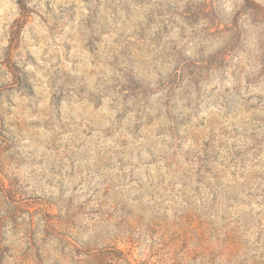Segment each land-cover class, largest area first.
I'll return each instance as SVG.
<instances>
[{"label":"clouds","instance_id":"1","mask_svg":"<svg viewBox=\"0 0 264 264\" xmlns=\"http://www.w3.org/2000/svg\"><path fill=\"white\" fill-rule=\"evenodd\" d=\"M22 3L31 19L12 37L8 20L24 13L0 0V174L14 192L62 200L58 231L81 254L61 255L43 221L14 223L0 190V264H32L37 249L128 264L120 241L144 264H264V212L247 227L221 219L201 167L209 141L225 162L247 150L240 172H264V0Z\"/></svg>","mask_w":264,"mask_h":264},{"label":"rangeland","instance_id":"2","mask_svg":"<svg viewBox=\"0 0 264 264\" xmlns=\"http://www.w3.org/2000/svg\"><path fill=\"white\" fill-rule=\"evenodd\" d=\"M15 2L21 6L25 18L21 20L20 17H13L8 20V30L12 34V37H15L19 30L29 23L32 15V10L27 9L26 6L23 8L18 0H15ZM188 11L191 12L192 18L195 19L196 12L191 8ZM8 12L11 14L12 10L9 9ZM4 19L3 5L0 4V24H3ZM215 27V24H213V30H215ZM222 55L226 59L227 53H223ZM221 66H223V61H220V64L217 65V67ZM9 70L12 71V68ZM251 135L255 137V131ZM53 147H55V143H53ZM204 147L206 151L201 161V167H203L205 172L212 173L213 179L216 181L214 187L217 191L213 196L214 208L218 209L222 214L221 219H227L230 215L231 220L229 223L237 227L251 225L253 219L252 213L259 216L264 212V203L256 199L260 195V191H264V189L256 192L253 191L254 185L259 188L257 181H264V172L254 170L255 166L247 174L239 171L240 168H246L249 164L248 157L245 155L247 150L238 149L232 156V159L225 162L220 159L218 152L214 150L209 151L212 149L209 141H205ZM217 166H219L218 170ZM238 172L239 180H237ZM0 190H7L8 192V200L13 205L9 218L13 219L14 223L17 215H27L30 222L35 223L37 226H41V221H43L42 230L49 240L56 239L58 236L60 237L62 245L60 248L61 255L64 254L63 250L67 245H72L76 248V244L69 234L63 233L61 235L58 231V225L68 222L62 216V200L47 196H25L19 191L14 192L13 181L6 174H0ZM36 214H40L39 220L35 219ZM185 218L188 223L195 227H199L202 223L192 213H187ZM226 239L228 242H232L231 234ZM117 250L121 255L127 254L128 264H138V262L139 264H144V262L149 260L147 255L142 257L132 243L120 241L117 244ZM7 251H9L7 248L0 249V259H3ZM76 254H81L79 248H76ZM30 258L32 259V264H62L59 257L53 256L47 249L44 252L37 249ZM151 260L154 264L155 257H151Z\"/></svg>","mask_w":264,"mask_h":264},{"label":"trees","instance_id":"3","mask_svg":"<svg viewBox=\"0 0 264 264\" xmlns=\"http://www.w3.org/2000/svg\"><path fill=\"white\" fill-rule=\"evenodd\" d=\"M18 1L22 5V7L24 8L25 6L23 5L22 0H18Z\"/></svg>","mask_w":264,"mask_h":264}]
</instances>
